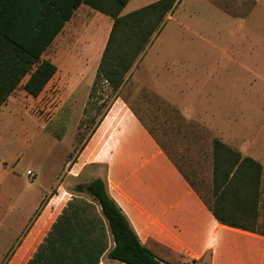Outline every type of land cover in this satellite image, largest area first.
Listing matches in <instances>:
<instances>
[{"label":"rangeland","instance_id":"1","mask_svg":"<svg viewBox=\"0 0 264 264\" xmlns=\"http://www.w3.org/2000/svg\"><path fill=\"white\" fill-rule=\"evenodd\" d=\"M148 2L133 1L129 7ZM98 23L93 19L87 27L95 30ZM163 77L183 78L160 86ZM83 87L75 101L19 97L0 108V160L7 164V169L0 167L1 227L19 221L42 190L43 204L56 195L59 207L80 195L73 207L96 219L93 208L81 201L90 198L87 184L102 176L104 167L83 165L79 157L115 98L165 130V143L182 146L186 159L176 160L205 198L208 191L200 177L208 178L212 137L261 160L264 225V0H176L117 97L105 87L97 89L107 100L97 112L91 104L101 100L88 101ZM27 169L34 178H27ZM78 183L84 185L81 192L75 189Z\"/></svg>","mask_w":264,"mask_h":264},{"label":"crops","instance_id":"2","mask_svg":"<svg viewBox=\"0 0 264 264\" xmlns=\"http://www.w3.org/2000/svg\"><path fill=\"white\" fill-rule=\"evenodd\" d=\"M133 1L155 0H127L122 7V14L135 9L136 6L129 7ZM93 19L99 21L95 30L87 27ZM111 24L112 19L108 15L85 3H79L40 52V59H49L56 66V71L41 92L32 96L22 88L29 76L26 74L0 108L19 97L75 101L74 95L81 85H84L83 97L88 99ZM140 58L141 54L133 66ZM128 76L129 71L119 91ZM182 78L163 77L157 84L161 86L168 82L174 85ZM166 95L167 99H172L168 97V92ZM165 141V130L156 129L145 122L130 103L115 98L79 160L83 165L93 163L104 167V173L99 177L104 179L107 193L120 207L141 243L159 259L170 264H193V260L205 264H264V234L221 223L212 213L210 204L215 198L212 190V139L208 178L200 177L208 191V198L203 196L176 160V157L186 159L182 146H173ZM171 149L176 150L175 155L170 152ZM252 158L262 165L258 202V223L262 228L264 225L260 220V203L263 195V163ZM0 162L1 169H7L6 161L1 159ZM34 176L35 173L27 178ZM44 192L46 190L40 192L29 210L22 212L23 216L19 221L13 220L2 227L0 225V264H28L42 245L45 248L39 253L41 256H51L54 249L56 251L58 248L59 241L54 243L55 246L53 243L48 246L46 238L72 198L59 207V197L54 195L43 204ZM72 196L81 198L80 195ZM85 200L93 203L97 216L102 217L97 204L91 198ZM72 209L67 212L72 214ZM219 213L236 214L228 210L222 212L220 209ZM102 220L106 225L105 220ZM94 225L96 226L95 222ZM262 230L264 231L263 228ZM107 233L106 231L105 239ZM111 247L112 239L108 245L105 242V249L99 255L97 264H121L106 257ZM65 250L69 252V248Z\"/></svg>","mask_w":264,"mask_h":264},{"label":"trees","instance_id":"3","mask_svg":"<svg viewBox=\"0 0 264 264\" xmlns=\"http://www.w3.org/2000/svg\"><path fill=\"white\" fill-rule=\"evenodd\" d=\"M81 2L112 19L88 93V101L95 97L101 100L100 104H91L92 108L96 105V111L100 112L107 100L96 94L97 89L105 87L109 95L117 96L126 74L167 13L172 11L176 0H155L123 14L121 10L127 0L0 1V105L26 74L29 76L22 88L32 96L41 92L56 66L49 59H40V52ZM212 157L215 198L210 208L213 215L221 223L264 234L258 223L260 162L242 155L218 137L212 138ZM75 189L81 192L84 185L78 183ZM87 194L99 207L102 217L88 219L83 215L82 207H73V199L68 201L46 238L48 246L59 241L58 248L51 256H41L39 253L45 248L42 245L28 264H97L105 249L106 231L112 239V247L106 253L110 261L170 264L141 243L120 207L107 193L103 178L91 179L87 184ZM81 202L95 212L93 203ZM69 209H72V214L67 212ZM219 209L236 214H221ZM94 222H97L96 226ZM192 263L205 264L195 260Z\"/></svg>","mask_w":264,"mask_h":264},{"label":"built area","instance_id":"4","mask_svg":"<svg viewBox=\"0 0 264 264\" xmlns=\"http://www.w3.org/2000/svg\"><path fill=\"white\" fill-rule=\"evenodd\" d=\"M27 174L30 176V177H32L33 176V171H31V170H27Z\"/></svg>","mask_w":264,"mask_h":264},{"label":"water","instance_id":"5","mask_svg":"<svg viewBox=\"0 0 264 264\" xmlns=\"http://www.w3.org/2000/svg\"><path fill=\"white\" fill-rule=\"evenodd\" d=\"M88 189H90V188H88Z\"/></svg>","mask_w":264,"mask_h":264}]
</instances>
